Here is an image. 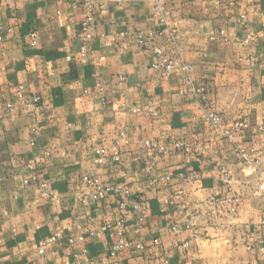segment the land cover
I'll list each match as a JSON object with an SVG mask.
<instances>
[{
    "label": "crops",
    "instance_id": "1",
    "mask_svg": "<svg viewBox=\"0 0 264 264\" xmlns=\"http://www.w3.org/2000/svg\"><path fill=\"white\" fill-rule=\"evenodd\" d=\"M83 13V0H0V264H264V197L234 153L264 161V0H95L87 31ZM218 29L227 41L209 40ZM155 48L172 72L152 66ZM192 85L247 125L213 130ZM148 139L190 150L155 155ZM113 146L118 161L96 162ZM84 176L120 192L93 199ZM120 219L129 247L111 256L118 235L101 226Z\"/></svg>",
    "mask_w": 264,
    "mask_h": 264
},
{
    "label": "built area",
    "instance_id": "2",
    "mask_svg": "<svg viewBox=\"0 0 264 264\" xmlns=\"http://www.w3.org/2000/svg\"><path fill=\"white\" fill-rule=\"evenodd\" d=\"M217 2L220 0H216ZM94 3L95 0H83V30L87 31V23L90 21L93 10H94ZM155 13L159 17V20L163 23H166L165 15L163 13L162 8H160L158 5H155ZM236 23L240 26H244L246 23L245 14H240L236 18ZM176 30H171L170 38L174 39ZM36 32L32 31L30 33L31 37V45H35L36 40ZM87 37H90V34H86ZM250 33H248L243 40L245 42L249 41ZM229 39L226 31L224 29H218L212 33L209 34V40L210 41H227ZM154 53L159 56V59L152 63V66L154 68L159 69L163 74H168L173 71L175 68L174 61L168 57L165 56L162 52L161 48H155ZM245 60L253 64V61L250 57H245ZM183 69L188 72L190 70V66L183 65ZM187 83H190V80H186ZM191 95L200 101L202 105L203 114L202 116L209 122L211 128L215 130L216 132L222 134L224 137L230 139L233 137V135L240 131L242 128H244L247 124L244 120L238 119L231 122H224L223 118L220 114H218L217 111L214 110V108L211 106L210 101L208 99L209 95L211 94V91L207 90L203 86H195L192 85ZM19 96L20 93H19ZM32 103L36 104L39 101V97L33 96L31 98ZM6 108L8 113H11L13 111V105L9 102L6 104ZM132 112H146L143 108L133 107ZM123 137H126L125 134H123ZM145 146L150 149L155 155L157 154H165V153H171L174 150H181L184 153H188L190 150V143L185 139H171L166 141L164 144H159L155 139H148L144 142ZM99 154H102V151H98ZM235 157L239 160V162L242 164V170L246 177L252 178L256 182V188L255 192L258 196L264 197V161L260 160L258 156V150L256 149H249L246 150L242 148L241 146H236L234 149ZM120 156V151L116 146H113L112 152L109 156H101L98 157L97 161L98 163L104 162V161H118ZM226 176H229L227 173H225ZM83 180L88 183L90 186L93 187L92 192L90 193V197L93 199H103L105 196L110 193L117 191L119 193L120 191L118 189H115L113 186H100L98 184V181L91 177V176H84ZM26 182V181H24ZM125 193H128V190L125 189ZM85 199V198H84ZM120 206L122 208H129L130 206L134 209H138V202H133L129 204L128 202L122 201L120 202ZM123 228H124V221L118 220L115 222V224H104L101 226V229L104 231H108L110 236H114L115 234L118 235V238L116 241L111 244L108 248V253L111 256H114L124 250H126L129 247V242L124 238L123 236ZM57 235V234H56ZM56 235L52 236L50 240L52 241L56 238ZM48 241L41 242L39 244V250L38 252L44 253L45 251V245ZM1 243V241H0Z\"/></svg>",
    "mask_w": 264,
    "mask_h": 264
}]
</instances>
